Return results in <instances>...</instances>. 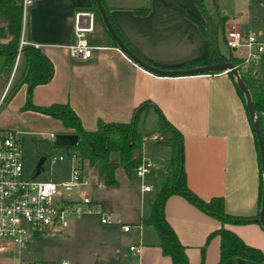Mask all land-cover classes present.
Segmentation results:
<instances>
[{"label":"crops","instance_id":"crops-1","mask_svg":"<svg viewBox=\"0 0 264 264\" xmlns=\"http://www.w3.org/2000/svg\"><path fill=\"white\" fill-rule=\"evenodd\" d=\"M216 1L220 12L227 17L226 28L235 26L240 30H251L264 39V0H253L254 3L247 9L242 8L235 16L229 14V9L221 5L220 0ZM94 4V0H35L28 10L20 43L40 47L53 65L50 81L32 89V102L44 106L67 103L83 127L92 130L98 119L128 121L134 107L149 101L183 135L187 186L204 200L222 196L224 210L230 215H259L260 160L249 116L232 77L227 72L162 77L145 71L117 48ZM110 15L124 40L151 65L180 69L176 67L206 54V41L199 26L205 25V19L194 0H150L147 15H136L130 9H113ZM77 23L83 27L92 26L85 34L92 48L88 58L71 56L68 50V46L76 41ZM219 46L223 55H232L240 61L246 52L242 47L228 50L223 39ZM240 69L243 72V68ZM243 74L249 81L257 75L256 72L255 75ZM10 81L6 83L3 95ZM26 91V85H22L14 95L24 97L22 105ZM151 109L154 110L149 108L146 113ZM259 121L264 134L263 112ZM63 133L74 134L67 128ZM167 136L169 134L161 137ZM156 142L161 144V139ZM165 148L169 147L165 145ZM170 154L168 149L164 163L160 162V165L151 160L160 168L151 178L161 179ZM116 170V187L100 184L92 191L115 194L119 189ZM157 189L153 186L151 191L141 192L140 186H136L132 192L130 190L126 195L128 210L124 217L115 218L119 225H130L127 232L120 227L125 234L124 244L107 232L92 264H172L170 257L161 251L155 229L142 222L150 212ZM137 196L147 199L146 210H135ZM130 198L134 199L128 201ZM99 201L103 205L102 200ZM164 215L179 241L186 246L189 264H201L202 261L215 264L218 261L219 236L212 235L206 242L208 236L222 226L218 218L206 214L180 194L167 198ZM224 226L245 243L264 252V227L260 223H226ZM131 245L141 246L140 255L130 251ZM21 258L26 260L23 252ZM222 264L264 263L231 257Z\"/></svg>","mask_w":264,"mask_h":264},{"label":"trees","instance_id":"trees-1","mask_svg":"<svg viewBox=\"0 0 264 264\" xmlns=\"http://www.w3.org/2000/svg\"><path fill=\"white\" fill-rule=\"evenodd\" d=\"M101 2L120 39L140 58L114 26L110 11L113 9H130L136 15L144 16L150 11V0H101ZM194 2L205 19V25L200 24L199 26L206 41V54L201 59L187 61L176 68L182 69L226 61L232 62L237 66L242 79L251 92L256 116L259 119L260 113L263 112L264 114V57L260 62L255 79L249 81L240 69V59L232 57V55L226 57L220 51V39L225 41L224 29L227 17L220 12L217 1L194 0ZM94 8L99 15L96 4H94ZM21 33V2L19 0H0V76L8 83L11 74H13L4 99L7 98L10 101L19 88L22 85H26V100L22 106L23 110H33L57 118L65 128L72 130L78 136L77 144L68 146L53 144L46 138L35 140V147L38 149L39 157L44 156L46 158L50 154L68 149L76 151L83 163L86 162L88 166L96 168L102 184L106 187H116L118 182L115 177V170L121 166L127 176L132 178L133 170L141 161L144 134L140 132L138 126L146 111L149 108H153L157 114L160 134H169V136L161 139V144L168 146L171 154L165 171L160 174L161 186L156 190L150 203V212L146 218L142 219V222L146 225H151L157 232L162 253L170 257L172 264H189L186 246L179 241L174 229L164 215V204L167 198L173 194H180L197 208L222 222V226L213 231L206 241L208 242L212 235L219 236V259L215 264H222L231 257H241L264 263V252L261 249L245 243L236 233L224 226L226 223H259V215H230L224 210L222 196H213L208 200H204L187 186L184 168L183 135L166 119L156 105L145 101L134 107L128 121L115 122L98 119L96 127L92 130H87L67 103H52L45 106L34 104L31 99L32 89L37 85L50 81L53 75V65L40 47L30 44L20 45ZM18 56V62L14 69ZM227 74L234 80V85L245 106L244 95L236 86L232 73L227 72ZM254 139L260 160L255 133ZM113 153L118 155L117 160L111 158ZM262 184L263 174L260 170L259 201H261ZM203 251L204 247L202 248V253ZM201 264H204L203 261Z\"/></svg>","mask_w":264,"mask_h":264},{"label":"built area","instance_id":"built-area-1","mask_svg":"<svg viewBox=\"0 0 264 264\" xmlns=\"http://www.w3.org/2000/svg\"><path fill=\"white\" fill-rule=\"evenodd\" d=\"M19 1L22 4L23 34L26 15L35 0ZM91 30V25L83 27L77 23L76 41L68 46L71 56L90 57L92 48L85 34ZM224 38L226 45L231 49L245 48L246 52L240 64L243 72L257 74L264 57V39L251 30L244 31L235 26H231L224 33ZM20 44L22 45L23 42L21 41ZM147 138L154 141L159 139L157 134ZM25 161L21 134L15 130L0 129V255L16 247L19 249V257L15 264H72L68 260L52 262L23 260L21 251L38 236L62 232L71 219L95 214L101 224L117 223L107 215L102 203L86 192L92 189L94 176L86 169L76 151L62 150L45 158V161L51 164L68 162V173L61 179H56L54 174L47 180L34 177L36 168L31 175H27L24 168ZM159 169L142 148L141 161L133 170L134 176L140 180L141 192H149L153 189L146 178L153 176ZM120 227L125 232L130 230L128 224H121ZM129 248L133 254L140 255V245H131Z\"/></svg>","mask_w":264,"mask_h":264},{"label":"rangeland","instance_id":"rangeland-1","mask_svg":"<svg viewBox=\"0 0 264 264\" xmlns=\"http://www.w3.org/2000/svg\"><path fill=\"white\" fill-rule=\"evenodd\" d=\"M252 2L253 0H220L221 5L227 6L229 14L234 16L242 12V8L247 9ZM252 7L254 8V4ZM27 21L28 13L26 15ZM229 29L230 27H225L224 33ZM227 49L229 50V47ZM5 86L6 82L0 76V129L15 130L21 134L26 155L24 168L26 174L31 175L39 158L38 149L35 147V140L46 138L55 144L57 136L65 132V127L57 118L36 111L23 110L24 97L21 94L16 95L10 102L7 98L4 99L9 88L8 86L3 95L2 92ZM138 128L141 133L146 134L144 135L143 148L149 154L150 159L153 162H157L156 164L158 165H160V162L164 163L163 158L166 156V151L170 148L167 149L164 144H158L156 141L147 138L154 133L158 135L159 139H162V135L160 132L158 133L160 127L156 112L152 109L149 110L140 120ZM74 136L77 137L76 134ZM111 158L116 160L118 155L113 153ZM84 164L90 174L94 176L92 189L91 191L88 189L86 192L93 198L102 200L104 211L114 221H116V216L124 217L125 212L128 210L126 195L130 194V190L132 192L136 186H139L140 180L134 176L133 172L132 179L129 178L125 170L119 166L116 170L119 189L115 190V194L110 195L101 191L94 192L102 182L97 175L96 168L88 166L86 162ZM68 167L67 161L56 162L54 164L45 161L43 163L44 170L38 175V178L47 180L53 174L56 176V179L64 178L68 173ZM151 177H147L146 181L152 183L154 188H159L161 186V179L155 176V178ZM131 199L134 198H130L128 201H131ZM148 206L147 199H141L139 196L136 197V204H134L136 211L141 209L146 210ZM107 232H109L111 237L116 240L119 239L118 241L124 244L123 237L125 234L120 230L119 224L104 225L100 223L97 215H85L81 218L69 220L67 227L60 233L54 235L45 234L34 238L25 249H22L21 253L23 252V258L26 260H70L73 264L75 262L92 264L97 259L100 244L103 242V238ZM18 257L19 249L13 247L8 253L0 255V264H13Z\"/></svg>","mask_w":264,"mask_h":264},{"label":"water","instance_id":"water-1","mask_svg":"<svg viewBox=\"0 0 264 264\" xmlns=\"http://www.w3.org/2000/svg\"><path fill=\"white\" fill-rule=\"evenodd\" d=\"M94 2L96 4L97 10L99 12L100 18L102 20L105 29L113 39L117 48L120 51H122L132 62H134L137 66L144 69L145 71L162 77L193 76L199 74H216L221 72L232 73L235 79L236 86L244 95L246 110L257 138V144L260 155V168L263 174L262 194H261V203H260L258 221L262 225V227H264V134L261 129L260 121L256 116L251 92L246 86L244 80L242 79L237 66L229 61L209 64V65L194 66L190 68H182V69H164L151 65L140 59L136 54H134L120 39L116 31L114 30V27L112 26L106 14V11L104 10L101 0H94ZM77 137H75L74 134H68V133L59 134L56 138L55 144L67 145V146L75 145L78 142ZM44 162H45V157L40 156L36 163V167H35L36 170L33 175L34 177L38 176L40 172L43 170Z\"/></svg>","mask_w":264,"mask_h":264}]
</instances>
